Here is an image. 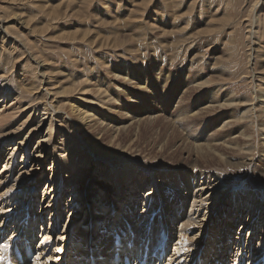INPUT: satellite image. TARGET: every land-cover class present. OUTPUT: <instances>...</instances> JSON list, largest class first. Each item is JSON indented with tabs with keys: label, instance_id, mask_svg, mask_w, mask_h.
<instances>
[{
	"label": "rangeland",
	"instance_id": "1",
	"mask_svg": "<svg viewBox=\"0 0 264 264\" xmlns=\"http://www.w3.org/2000/svg\"><path fill=\"white\" fill-rule=\"evenodd\" d=\"M59 1L35 0L33 7L28 8L24 7L28 2L19 6L16 4L17 7L3 6L10 22L7 25L11 34L18 35L15 33V31L18 32L15 22L17 17L27 21L26 32H30L25 35L26 37L24 35L22 37L24 41L30 39L29 46L31 45L32 52L28 53H32L30 56L33 57V61L28 53L22 54L19 58V49L14 51L15 47L8 46V43L0 50V82L5 84V87L1 89L0 98L9 96L7 101H12L8 103L7 108H13V106L17 108L22 103L26 112L29 115L32 112L33 115L31 119L25 116L19 124L20 127L15 126L20 134L11 137V140L22 137L19 138L20 145L17 143L18 140L0 141V175H2V178L0 177L2 187L0 220L1 214L2 216L8 214V217L0 222L1 232L6 234L0 239V248L2 247L1 249L5 251L6 244H1L3 240L9 239L6 232L10 230L12 223L18 224V221L14 220L17 218H13L7 225L8 218H12L17 211L20 212L19 210H24L31 215L35 214L36 219L40 213H44L45 221H49L47 217L52 218V227L51 230L49 229L51 234L48 235L49 238L44 236L48 241L45 242L42 234L49 233L48 230L44 232L48 226L45 225L41 233L37 230L38 236L33 242V249L37 254H34L27 264H33L37 258L40 259L38 247H44V250L39 249L40 253L45 254V259L42 261L44 264H61V258L65 257H67V264H72L73 243L84 244V240L79 239L78 236L83 234L84 237L88 229L90 239H93L94 247H96V244L100 243L97 237L98 230L100 228L110 230L112 225L113 227L117 225L118 218L119 221L122 219L121 209L128 202L129 194L126 189L128 185L134 189L131 193L137 196L135 203L137 206L134 208L136 217L139 218V222H135L134 225L136 229L139 227L137 230L148 222L147 219L150 220V217L143 220L144 216H141L147 211L146 207L143 208L145 197L159 192L156 196L153 194L149 198L154 196L157 198L160 213L171 233L177 235L178 230L175 229L181 227L183 220H180L178 216L180 214H187L188 220L193 218L197 221V225L190 231V238L196 239L193 240L195 245H199L202 238L207 237L210 242L217 241V238H213L212 235L218 232L216 231L218 225L223 226L219 213L226 207L224 219L231 218L230 222L233 223V227L232 223L228 226L230 222H227L224 227V229L232 228L231 239H233L228 243L231 249L228 248V251L232 258L236 253L235 242L241 231L243 236L251 233V227L248 229L249 225L245 228L242 225L244 226L247 218L251 217L255 211H249L251 205L247 206L240 200L233 202L231 207H228V204L231 205L232 200L239 194L245 195L247 202L250 200L252 205H256L258 201L253 202L249 193H258L256 192L258 186L252 183L258 182L264 186V98H261V101L259 99L261 95H264V0ZM96 7L100 8L98 12ZM113 20L117 23L112 22ZM128 21L134 25H130ZM125 23L130 26H124ZM14 35L13 37H16ZM125 36H129V39L125 40L123 38ZM18 63L21 65L17 66ZM40 74L51 76L52 83L55 84L50 87H46L44 83L41 84ZM44 92L47 100L42 102ZM151 93L158 96L155 103L150 102L154 96ZM131 98L137 101L132 102L134 100ZM50 104L53 107H50ZM212 105H214L213 108L208 107ZM44 106L53 113L47 114L43 110ZM53 108L57 111L52 110ZM161 108L165 111H161ZM33 109H35L34 112ZM153 111L159 112L156 116L154 115L155 117L148 115ZM183 113H187L188 118ZM158 115L165 117V120ZM177 118L180 124L177 123ZM51 121L52 133L48 125ZM25 122L27 125H24ZM224 123L228 128L223 130ZM213 128H215V135ZM24 130H27V134ZM217 130L223 131L218 135ZM240 132L247 133L249 138L243 137L238 142L230 139L231 133L234 136H241ZM211 136H216L217 140L222 137L220 138L222 141L218 143L225 141V146L222 143V146L219 144L218 149L213 150L211 158H199L197 150L206 151L205 145L210 146L206 141L211 142ZM246 138L250 141H244ZM197 143L202 145L199 146ZM194 146L199 147L194 148ZM43 147L45 152L42 151ZM12 148L14 152L9 151ZM247 148L251 151L247 152ZM69 149L74 154L71 160L65 158L69 154L67 152ZM91 149L94 153H91ZM52 151L55 152L54 156ZM40 152L43 154L41 155ZM27 158L29 161H26ZM72 160L76 162L73 164L74 167L69 165L73 162ZM193 160L199 161L202 165L201 170L193 176L194 178L187 176V171L182 169L156 171L161 168L162 163L181 164ZM228 161L232 165H227ZM239 162L245 163L243 167L234 166ZM126 168L139 170V173L136 171L135 177L138 175L139 178L145 177L147 183L140 182L141 185L133 187L135 177H131L133 181L127 184L120 177L122 184L117 190L124 188L126 201L123 196L120 207L113 205L115 215H110L106 202L116 201V197L114 198L116 192L111 188L113 179L109 176L107 178V175H110L114 169ZM21 173L25 174L21 175ZM57 173L62 175L65 187L60 188L61 182L57 184L58 182L55 181L61 177H58ZM102 173L105 178H102ZM163 174L167 175L162 177ZM85 177L88 178L86 185L83 186L85 187L83 195L78 190ZM229 177L236 179L230 190L224 185V180ZM72 178L78 183H72L70 181ZM189 179L193 181H191L192 184L186 183ZM145 183L146 185L142 186ZM211 183L212 185L209 186ZM221 183L224 184L220 186ZM50 184L49 192L54 190V193L44 199L41 196ZM16 185H20L21 188ZM155 185L158 188H155ZM12 189L16 192L13 193ZM96 189L98 191L95 194ZM10 190L12 192L9 193ZM19 190H21L20 193ZM98 192L100 195L96 196ZM174 192L175 196H173ZM72 193L75 195L72 196ZM94 194L95 197L90 198ZM77 197L79 198L74 199ZM177 198L180 202L187 201L183 204H186L187 208H177L178 214L175 215L170 211H174L172 203L178 204ZM261 201L264 203V197ZM75 202H77L76 205ZM239 202L247 208H244V213L249 211L247 215L243 214L242 224H239L240 221L237 222L240 215L237 213ZM31 205H35L33 210ZM165 207H170V211L165 210ZM198 208H201L203 213L198 214L196 211ZM80 209H82L81 212ZM23 212L20 215H23ZM260 214L264 216V204L261 205ZM170 216L171 223L168 222ZM263 216L261 219L256 218L254 222V224L258 223L259 232L256 238L259 242L264 238L259 236L258 239V233L264 231ZM37 222L35 227L40 225L38 220ZM152 227L155 228V225ZM176 235L171 239L170 251L172 252L177 243ZM74 238L76 242H73ZM244 238L246 236L242 239ZM56 241H59V244ZM258 241H254L252 245L254 251L257 249ZM152 243L159 246L154 238ZM208 244L207 241V246ZM84 247L85 245L79 246L87 252V248L84 249ZM60 249H64L63 252H65L62 253ZM167 255L168 252L165 257Z\"/></svg>",
	"mask_w": 264,
	"mask_h": 264
},
{
	"label": "bare ground",
	"instance_id": "2",
	"mask_svg": "<svg viewBox=\"0 0 264 264\" xmlns=\"http://www.w3.org/2000/svg\"><path fill=\"white\" fill-rule=\"evenodd\" d=\"M34 1L35 0H0V50L1 49H3V47L7 44L8 46L9 45H12V46H14L15 47V49H14V51H16V50H18L19 51V55H18V57L20 58L21 57V55L22 54H24V55H26L28 52H30L31 50V48H30V46H29V40L30 39H28V41H24L25 39L22 37L23 35H24V37H26L25 35H27L29 32H26V30L28 29V23H27V21H23V20H21L20 19V17H17L16 18V20H15V22H16V26H17V28H18V32L17 31H15V33H17L18 35H14V34H11L9 31H8V25H7V23L9 22V19H8V17L5 15V8L3 7V6H11V5H14V6H16V4H18V6L19 5H21L22 3H25V2H28V4L27 5H25L24 7L25 8H28L29 6H32L33 7V4H34ZM60 1H62V0H60ZM59 1V2H60ZM67 1V0H66ZM71 1V0H70ZM69 1V2H70ZM46 2V1H45ZM64 2V1H63ZM68 2H66V4H67ZM70 3H72V2H70ZM83 4V3H82ZM109 4H113V3H111V2H109ZM55 5V4H54ZM54 5H51V7L53 6V8H55V6ZM77 5V4H76ZM114 5V4H113ZM43 6V5H42ZM45 6V5H44ZM17 7V6H16ZM40 7V6H39ZM57 7V6H56ZM58 9V8H57ZM75 9V8H74ZM99 7L97 8L96 7V11L98 12L99 11ZM59 10V9H58ZM53 11V10H52ZM96 11H95V13H96ZM88 12V11H87ZM88 14V13H87ZM106 14V13H105ZM51 15H53V14H51ZM98 15V14H97ZM3 16H4V18H3ZM98 17H99V15H98ZM105 17V16H104ZM107 17V16H106ZM133 18V17H132ZM113 19V18H112ZM136 19V18H135ZM115 20H117L116 18H115ZM115 20H113L112 22H116L117 23V21H115ZM124 20V19H123ZM10 23V22H9ZM115 23V24H116ZM118 23H120V21H118ZM127 23H130L129 21L127 22ZM127 23H125V25L124 26H128V24ZM132 23V22H131ZM130 23V25H132ZM138 23V22H137ZM129 25V26H130ZM134 25V24H133ZM132 25V26H133ZM140 25V24H139ZM128 26V27H129ZM175 26V25H174ZM139 27V26H138ZM125 28V27H124ZM141 28H142V26H141ZM120 29V28H119ZM127 29V28H126ZM148 29V28H147ZM121 30V29H120ZM131 30V29H130ZM20 31H23V32H25V34H23V32H20ZM125 31V30H124ZM134 31V30H133ZM119 33V32H118ZM129 33V32H128ZM145 34V33H144ZM13 35L14 36H16V37H13ZM138 35V34H137ZM122 36H124V35H122ZM113 38V37H112ZM125 40H128L129 39V36H125V37H123ZM122 38V39H123ZM27 39V38H26ZM254 45V44H253ZM13 49V48H12ZM10 50H11V48H10ZM194 50V49H193ZM32 52V51H31ZM224 52V51H223ZM16 53V52H15ZM32 54V53H31ZM31 54H29L28 53V56H30ZM23 55V56H24ZM264 56V55H263ZM36 58V57H35ZM16 59H17V57H16ZM26 59V58H25ZM30 59L33 61V57H31L30 56ZM34 61H36V60H34ZM254 61V60H253ZM25 62V61H24ZM37 62V61H36ZM214 62V61H213ZM21 63V62H20ZM20 63H18V65L17 66H20L21 64ZM46 63V62H45ZM164 65V64H163ZM45 66V65H44ZM44 68V67H43ZM46 71V70H45ZM47 72V71H46ZM55 72V71H54ZM49 73V72H48ZM165 77V76H164ZM53 78V77H52ZM55 78V77H54ZM56 80V79H55ZM52 81L53 80H51V76L49 77H47V75H45V74H40V82H41V84H43L44 83V85L46 86V87H50V86H52ZM131 81V80H130ZM55 84V83H54ZM53 84V85H54ZM146 84V83H145ZM25 85H27V84H25ZM142 86V85H141ZM145 86V85H144ZM5 87V84H1V82H0V92H1V89H3ZM40 88V87H39ZM190 89V88H189ZM49 90V89H48ZM149 91V90H148ZM151 91V90H150ZM148 93V92H147ZM152 94V93H151ZM46 94H45V92L43 93V96H42V102L43 101H46L47 100V97L45 96ZM152 95H154V94H152ZM185 95V94H184ZM183 95V96H184ZM20 97H22L21 95H19ZM32 96V95H31ZM30 96V97H31ZM128 96V95H127ZM182 96V97H183ZM19 97V98H20ZM147 97V96H146ZM157 97L158 96H152V98H151V100H150V102H154L156 99H157ZM185 98H187L186 96H184ZM9 98V96L8 97H5V98H3V97H1L0 98V105H2V106H0V107H4V108H1L2 109V111H1V109H0V141L1 142H5V141H9V142H11V141H13V140H18L17 141V143H19V145H20V142H19V138H22V137H20L19 136V138H14L13 140H11L12 138L11 137H13V136H16L17 134L19 135L20 134V132H18V129L16 130L15 129V126H19L20 127V123L22 122V119L26 116V117H28V119L30 118L31 119V117H32V115H33V113L31 112L30 114L31 115H29V113L28 112H26L27 110H26V108L24 107V106H22V103L20 104V107L18 108H16V107H14L13 106V108H7V107H9V105H8V103L9 102H11L12 100H9V101H7V99ZM184 98V99H185ZM261 98L263 99L264 98V95H261V97L259 98L260 99V101H261ZM18 98H16V100H17ZM130 99V98H129ZM132 99V98H131ZM138 99H140V98H138ZM258 99V100H259ZM15 100V99H14ZM19 100V99H18ZM24 100H26V98H24ZM132 100H134V101H132V102H135V101H137V100H135V99H132ZM141 100V99H140ZM22 101V100H21ZM183 101V100H182ZM229 101V100H228ZM231 101V100H230ZM259 101V102H260ZM16 102V101H15ZM232 102V101H231ZM263 102V101H262ZM45 103V102H44ZM43 103V104H44ZM143 103V102H142ZM155 103V102H154ZM182 103H184V102H182ZM221 103H223V102H221ZM226 103V102H225ZM224 103V104H225ZM230 103V102H229ZM157 104V103H156ZM233 104V103H232ZM263 104V103H262ZM42 105V104H41ZM45 105V104H44ZM146 105V104H145ZM153 105H155V104H153ZM29 106V105H28ZM52 106V104H50V107ZM53 107V106H52ZM208 107H214V105H212V106H208ZM208 107H205V108H208ZM218 107V106H217ZM249 107V106H248ZM256 107V106H255ZM254 107V108H255ZM263 107V106H262ZM179 108V107H178ZM231 108V107H230ZM229 108V109H230ZM225 109V108H224ZM223 109V110H224ZM228 109V110H229ZM31 111H32V109H30ZM34 110L35 109H33V112H34ZM43 110L48 114V113H50V114H52L53 112H51L48 108H47V106H44V108H43ZM52 110H54V108L52 109ZM202 110H206V109H202ZM227 110V109H226ZM252 110H255V109H253L252 108ZM54 111H57V109H55ZM159 111H160V109H159ZM159 111H153L151 114H148V115H155L156 116V114L159 112ZM161 111H165V109L164 108H161ZM182 111V110H181ZM201 111V110H200ZM245 111V110H244ZM263 111H264V109H263ZM22 112V113H21ZM179 112V111H178ZM189 112V111H188ZM199 112V111H198ZM205 112V111H204ZM237 112V111H236ZM147 113V112H146ZM183 114H185V113H183ZM187 114V113H186ZM185 114V116L187 117L188 115H186ZM194 114H195V112H194ZM142 117H143V115H141ZM154 116V117H155ZM158 116H161V115H158ZM181 115H179V117H180ZM229 116H230V114H229ZM146 117V116H145ZM163 116H161V118H162ZM197 117V116H196ZM53 118V117H52ZM147 118V117H146ZM151 118H153V117H150V119ZM164 118V120H165V117H163ZM175 118V117H174ZM182 118H184V117H182ZM188 118V117H187ZM187 118H185V119H187ZM191 118V117H190ZM230 118H231V116H230ZM240 118V117H239ZM27 119V120H28ZM154 119V118H153ZM159 119V118H158ZM166 119H167V117H166ZM203 119V118H202ZM229 119V118H228ZM228 119H227V121H228ZM232 119V118H231ZM43 120V119H42ZM52 120V119H51ZM53 120H55V119H53ZM132 120V119H131ZM176 120H178L177 121V123L179 122V119L177 118ZM183 120V119H182ZM235 120V119H234ZM233 120V121H234ZM34 121V120H33ZM57 121V120H56ZM184 121V120H183ZM36 122V121H35ZM129 122H131V121H129ZM225 122V121H224ZM235 122V121H234ZM237 122V121H236ZM26 123V122H25ZM176 123V122H175ZM176 123V124H177ZM183 123V122H182ZM223 123V122H222ZM230 123V122H229ZM238 123V122H237ZM51 124H52V121H51V123H49L48 125H49V131L51 132L52 130H51ZM179 124H180V122H179ZM227 124H228V122H227ZM234 124V123H233ZM232 124V125H233ZM23 125V124H22ZM21 125V129H22V126ZM24 125H27V123L26 124H24ZM29 125V124H28ZM186 125V124H185ZM209 126V125H208ZM234 126V125H233ZM25 127V126H24ZM30 128L32 127H34V126H29ZM182 127H183V125H182ZM222 127V126H221ZM224 128H226L225 127V123H224V125H223V130H224ZM228 128V127H227ZM226 128V129H227ZM232 128V127H231ZM24 129V128H23ZM26 129V128H25ZM29 129V128H28ZM27 129V130H28ZM184 129V128H183ZM214 129L215 128H213L212 129V131H214ZM220 129V128H219ZM244 129V128H243ZM242 129V130H243ZM27 130H24L25 132L24 133H26V131ZM186 130V129H185ZM184 130V131H185ZM223 130H217L219 133H217V131H216V133L219 135L220 134V132H222ZM229 130V129H228ZM245 131V130H244ZM29 132V131H28ZM48 132V131H47ZM53 132H54V130H53ZM49 133V132H48ZM52 133V132H51ZM51 133H49V134H51ZM213 133V132H212ZM27 134V133H26ZM48 134V135H49ZM241 136H234L233 135V133H231V138L230 139H233V140H235L236 142H238L239 140H242L243 139V137H248L249 135L247 134V133H242V132H240L239 133ZM210 135H213V134H210ZM214 135H215V131H214ZM22 136H24V135H22ZM45 136V135H44ZM51 136V135H50ZM190 136V135H189ZM212 137V140H211V142H210V140H207L206 142H208L207 144L208 145H210V146H206L205 145V147H207L206 148V151L204 150V149H201V150H197V155H198V157L199 158H202V159H208V158H211L212 157V152H213V150H215L218 146H219V144L222 146V144H224L225 143V141H223V142H221V143H218V141H222L220 138H222V137H219L218 138V140H217V138H216V136L215 137H213V136H211ZM218 137V136H217ZM52 138V137H51ZM249 138V137H248ZM248 138H246V140H244V141H250ZM49 139V138H48ZM41 140V139H40ZM21 141V140H20ZM184 141H185V139H184ZM187 141V140H186ZM198 141H200V140H198ZM22 142V141H21ZM183 142V141H182ZM190 142V141H189ZM196 142V141H195ZM16 143V142H15ZM49 143V142H48ZM42 144H44V143H42ZM188 144V143H187ZM199 146H201L202 145V143H197ZM215 145V144H217V145H215V146H211V145ZM24 145V144H23ZM37 145H38V143H37ZM41 145V144H40ZM46 145V144H45ZM63 145V144H62ZM195 145V144H194ZM204 145V144H203ZM227 145H230V144H227ZM26 146V145H25ZM189 146V145H188ZM193 146V145H192ZM198 146V147H199ZM223 146H225V144L223 145ZM40 147V146H39ZM197 146H194V148H196ZM197 147V148H198ZM23 148V147H22ZM27 148V147H26ZM53 148V147H52ZM61 148V147H60ZM72 148V147H71ZM193 148V147H192ZM200 148H202V147H200ZM204 148V147H203ZM56 149V148H55ZM73 149V148H72ZM190 149V148H189ZM218 149V148H217ZM14 150V148H12L11 150H9L10 152L11 151H13ZM21 150V149H20ZM26 150V149H25ZM35 150V149H34ZM194 150V149H193ZM247 150V152H249V151H251V149L250 148H247L246 149ZM39 151V150H38ZM42 151H44L45 152V147H43V149H42ZM53 151H56V150H53ZM52 151V153H53V156L55 155V152H53ZM91 151V153H94L93 152V149H91L90 150ZM14 152V151H13ZM29 152V151H28ZM69 154L68 155H66V159L67 160H69L70 158L71 159H73L74 158V154L73 153H71V150L69 149L68 151H67ZM41 153V155L43 154L42 152H40ZM15 154H16V151H15ZM35 154H36V152H35ZM34 154V155H35ZM66 154V153H65ZM12 155H13V157H14V154L12 153ZM23 155V154H22ZM90 155H92V154H90ZM29 156V155H28ZM30 156H32V155H30ZM62 156H64V155H62ZM41 157V156H40ZM90 157V156H89ZM2 158V157H1ZM10 158V157H9ZM24 158V157H23ZM31 158V157H30ZM60 158H61V156H60ZM88 158V157H87ZM66 159H65V161H66ZM70 159V160H71ZM89 159V158H88ZM25 160V159H24ZM64 159L62 158V161H63ZM113 160V159H112ZM22 161V160H21ZM26 161H29L28 160V158L26 159ZM64 161V162H65ZM73 162H74V160H72ZM7 162H8V160H7ZM39 162V161H38ZM42 162V161H41ZM71 163V164H69L70 165V167H74V165L73 164H76V162H74V163ZM29 163V162H28ZM66 163V162H65ZM65 163H63V162H60V164H64V165H66ZM5 164H7L6 162H5ZM25 164H26V162H25ZM60 164H58V165H60ZM163 165H161L160 167V169H157L156 171H159V170H161V169H164L165 171H166V169H168L169 171H171V169H175V171H176V169H182V170H184V171H187V176H191V177H193V176H195L196 175V173L199 171V170H201V167H202V165L199 163V161H196V160H193V161H191V162H187V163H181V164H179V163H174V164H166V163H162ZM226 164L227 165H232V163L230 162V161H228V162H226ZM245 163H242V162H239L238 164H234V166L235 167H243V165H244ZM57 165V167L58 168H60L61 169V167H59ZM72 165V166H71ZM88 165V164H87ZM159 165V164H158ZM12 166H13V164H12ZM16 166V165H15ZM61 166V165H60ZM63 166V165H62ZM67 166H68V164H67ZM84 166V165H83ZM11 167V166H10ZM38 168V167H37ZM63 168V167H62ZM69 168V167H68ZM158 168V167H157ZM13 169H14V167H13ZM73 169V168H72ZM85 169V168H84ZM84 171V170H83ZM82 171V172H83ZM136 171H138V173H139V170H135V169H133V168H131V169H128V168H126V169H121V170H113L112 172H111V174L110 175H107V178H108V176H109V178H112L113 179V187H111L112 189H114L113 191H115L116 193H115V196H114V198L116 197V201H110V202H106V203H108V205L107 206H109V210H110V215H115V211H114V208L115 207H113V205H116L117 207H120L121 205H120V202H122L123 203V196H124V201H126L125 200V191H124V188L122 187V189L123 190H117L118 188H119V185L120 184H122V182L119 180L120 179V177H122V179H123V181H124V183L125 184H127V182H130L131 180H132V178L131 177H135L136 176ZM162 171V170H161ZM164 171V172H165ZM173 171V170H172ZM175 171H173V172H175ZM184 171H182V173L184 172ZM18 172V171H17ZM19 172H20V170H19ZM79 172H81V171H79ZM79 172H77V173H79ZM181 172V171H180ZM11 173V172H10ZM16 173V172H15ZM62 173V172H61ZM150 173V172H149ZM13 174V173H12ZM25 174V173H24ZM24 174H22L21 173V175H24ZM103 174V173H102ZM101 174V176H103L102 178H105V175L103 174L102 175ZM173 174V173H172ZM178 174V173H177ZM14 175V174H13ZM56 175H58V173L56 174ZM55 175V176H56ZM80 175H82V174H80ZM142 175V174H141ZM158 175V174H157ZM162 175V174H161ZM167 174H163V176L162 177H164V176H166ZM182 175V174H181ZM183 175H184V173H183ZM2 175H0V177H1ZM36 176V175H35ZM59 176H61L60 178H58V179H56L55 181L56 182H58L57 184H59V182H61V184H60V188L61 187H65V183H64V179H63V177H62V175L61 174H59L58 175V177ZM71 176H73V175H71ZM71 176L69 177V178H71ZM24 177V176H23ZM22 177V178H23ZM141 177V176H140ZM151 177V176H150ZM223 177H224V175H223ZM228 177V176H227ZM2 178V177H1ZM53 178V177H52ZM67 178V177H66ZM88 178V177H87ZM87 178L85 177L84 178V182H82V184H81V188H80V190H78V191H80V193L82 194L83 193V195H84V193H85V187L83 188V186H85L86 185V182H87ZM194 178V177H193ZM252 178H255L254 176H252ZM68 179V178H67ZM66 179V180H67ZM79 179V178H78ZM136 179V180H135ZM135 181L133 182V187L136 185V186H139V184H140V182H142V183H144V182H146L147 183V181H146V178L145 177H141V178H139V175H138V177H135ZM224 179V178H223ZM256 179V178H255ZM20 180V179H19ZM24 180V179H23ZM22 180V181H23ZM30 180H31V178H30ZM65 180V181H66ZM29 181V180H28ZM27 181V182H28ZM72 183H78V182H74V178H72L71 180H70ZM120 183H119V182ZM133 181V180H132ZM187 182L186 183H189V184H192V180L191 179H189V180H186ZM192 181V182H191ZM236 181V179L234 180V178H227L226 180H224V182H225V184L224 183H221L220 184V186L222 185V184H224L225 185V187H227V189H229L230 190V188L232 187V185H233V183ZM16 182H17V180H16ZM27 182H25V183H27ZM35 182V181H34ZM49 182H51V180H49ZM71 182H69V183H71ZM2 183V182H1ZM24 183V182H23ZM32 183V182H31ZM98 183H101V182H98ZM107 183V182H106ZM132 183V182H131ZM146 183L145 184H143L142 186H145L146 185ZM150 183H151V181H150ZM162 183V182H161ZM258 183V182H257ZM257 183H252V184H255L256 186H258V188H257V191L256 192H258V193H253V194H250L249 192V195L250 196H252V198H253V202L255 201V200H257L258 201V203L256 204V205H252V203H250V200H249V202H247V200H246V197H245V195H237L233 200H232V203H231V205L230 204H228V207L230 206H232V204H233V202H236L237 200H240V201H243V203H245V205H247V206H249V205H251V209L249 210V211H251V210H253L252 212H254V213H252V216L250 217H248L247 218V221H245L246 223H244V226L242 225V227L243 228H245L247 225H249L248 226V229L251 227V233H250V235H248V233H246L244 236H246V238H244V239H242L244 236H243V233H242V231H241V233L238 235V237H237V240H236V244H235V250H236V253H235V255H233L232 256V259L230 260V262L228 263V264H236L237 263V261H238V258H239V256L241 255V253H242V255H243V257H244V259H245V264H264V238H262V240H261V242H259L258 240H257V238H256V236H257V232H259V229H257V225H258V223L257 224H254V222L256 221V218L257 219H261L262 218V216H261V214H260V210H261V205L262 204H264V203H262V201H261V198L262 197H264V186H261V184H257ZM20 184V183H19ZM22 185H24V184H22ZM53 185V184H52ZM69 185H71V184H69ZM89 185V184H88ZM107 185V184H106ZM141 185V184H140ZM212 185V183L211 184H209V186H211ZM218 185V184H217ZM224 185H223V187H224ZM246 185V184H245ZM19 187H20V185H18ZM17 185H16V187H18ZM30 186H31V184H30ZM33 186V185H32ZM47 186V185H46ZM73 186V185H72ZM92 186V185H91ZM94 186V185H93ZM108 186V185H107ZM112 186V185H111ZM115 186V187H114ZM176 186H179V185H176ZM219 186V187H220ZM253 186V185H252ZM50 187H51V184H50V186H48V188L47 189H45V193L41 196V197H43L44 199L46 198V196H51V194L52 193H54V190L53 191H51V192H49V189H50ZM106 187V186H105ZM131 187L132 186H128L127 185V193L129 194V195H127L128 197V202L125 204V206H124V208L123 209H121L122 210V212H123V216H122V219L119 221V218H118V223H117V225H115V227H113V225H112V228H115L113 231L111 230L112 228H110V230L108 229V228H106V229H102V228H100L99 230H98V232H97V237L99 238V240H100V243L98 242L97 244H96V247H94V244H93V239H90V236H89V234H88V229H87V234H84L85 236L83 237V234L82 235H80V236H78V238L79 239H82V240H84V244H82V245H77L76 243L74 244L73 243V247L71 248L72 249V251L74 250V257L72 258L73 260L71 261V263L72 264H86V261L87 260H90V258L92 257V259H93V262H94V264H111V262L110 263H108L109 262V260H111V258L110 257H112V256H114L113 258H116L117 256H121L122 254H128V255H131V256H133V255H135L136 253H137V255H138V258H137V261H136V264H140V263H144V262H148V264H225V261H222L223 260V258H228V259H230V254L228 253V251L227 252H225V250H224V248H226V249H228L229 248V242H230V240H232L231 239V237H232V233H231V227L230 228H227L226 227V229H224V227H225V225L227 224V222H230V220H231V218H230V220H229V218H228V220L227 219H224L225 218V211H226V207H224V208H222V210H220V213H219V215H221V219L223 220L222 222H223V228L222 227H220L219 225H218V227H217V229H216V231H218V232H214V234L212 235L213 236V238H217V241H214V242H210L209 241V238L207 237V238H202V240L199 242V245H195V241L193 242V240H196V239H194L193 237V239H191L190 237V231H192L193 229H194V227H195V225H197V221H195V220H193V218H191L190 220H188L189 219V217H188V215L187 214H180V215H178L179 217H180V220L182 219L183 221L181 222V227L180 228H176L175 230L177 231V235L176 234H173V233H171V231H170V229H169V226H167L166 224H165V219H163V215L160 213V205H159V202H157V198H155V196L157 195V194H159V192L158 193H156V195L154 194V193H152V194H148V196L147 197H145V202H144V209H145V207L147 208V211L144 213V214H142L141 216H144V218H143V220H145L146 219V217H150V220L149 219H147L148 220V222H146L144 225H141V227H140V229L139 230H137L136 229V227L134 226L135 225V222H137L138 221V219H137V217H136V211H135V207L137 206V204H135L136 203V201H137V196H134L135 194H132L131 192L132 191H134V189H131ZM244 187V186H243ZM246 187H247V185H246ZM254 187V186H253ZM1 186H0V190H1ZM21 188V187H20ZM70 188H72V187H70ZM74 188V187H73ZM108 188V187H107ZM110 188V186H109V189H111ZM139 188V187H138ZM155 188H158V186H156L155 185ZM188 189H189V187H187ZM26 189H27V187H26ZM52 189V188H51ZM87 189V188H86ZM203 189H205V188H203ZM206 189H207V187H206ZM218 189V188H217ZM256 189V188H255ZM15 190H17V189H15ZM25 190V189H24ZM82 190V191H81ZM137 190H139V189H137ZM176 190H180L179 188L177 189L176 188ZM194 190V189H193ZM12 191H13V189H12ZM11 190L9 191V193L10 192H12ZM18 191V190H17ZM20 191L21 190H19V193H20ZM29 191V190H28ZM74 191V190H73ZM96 191H98V189H96L95 191H94V193L96 194ZM189 191H190V189H189ZM206 191V190H205ZM205 191H203V192H205ZM215 191V190H214ZM16 192V191H15ZM14 191H13V193H15ZM44 192V191H43ZM77 192V191H76ZM197 192V191H196ZM211 192V191H210ZM221 192V191H220ZM244 192V191H243ZM242 192V193H243ZM18 193V194H19ZM27 193V192H26ZM68 193V192H67ZM79 192H78V195L80 194ZM105 193H107V192H105ZM224 193V192H223ZM238 193V192H237ZM73 194V193H72ZM93 194V193H92ZM95 194L94 195H92V196H90V198H93V197H95ZM122 194V195H121ZM155 195L154 197H151V198H149L151 195ZM187 194V193H186ZM220 194V193H219ZM244 194V193H243ZM22 194H20V196H21ZM25 195V194H24ZM54 195V194H53ZM75 195V193L72 195V196H74ZM100 195V193L98 192V194L96 195V196H99ZM137 195V194H136ZM212 195V194H211ZM223 195V194H222ZM258 196L257 198L256 197H254V196ZM27 196H28V194H27ZM106 196H107V194H106ZM111 196V195H110ZM173 196H175V192H174V194H173ZM172 196V197H173ZM210 196V195H209ZM208 196V197H209ZM22 197H23V195H22ZM31 197V196H30ZM33 197V196H32ZM38 197V196H37ZM103 197H104V195H103ZM143 197V196H142ZM196 197V196H195ZM244 197H245V199H244ZM21 198V197H20ZM19 198V199H20ZM79 197H77V198H74V199H78ZM90 198H87V199H90ZM187 198V197H186ZM213 198V197H212ZM212 198H210V199H212ZM2 200H3V198H1ZM16 199H17V196H16ZM24 199V198H23ZM35 199V198H34ZM39 199V198H38ZM102 199V198H101ZM105 199V198H104ZM103 199V200H104ZM106 199H108V198H106ZM196 199V198H195ZM207 199H209V198H207ZM13 200V199H12ZM33 200V199H32ZM36 200V199H35ZM43 200V199H42ZM48 200V199H47ZM103 200H101V201H103ZM174 200V199H173ZM218 200V199H217ZM16 201V200H15ZM46 201V200H45ZM70 201V200H69ZM73 201V200H72ZM100 201V202H101ZM119 201V203H117ZM182 202H180L179 201V198H177V202H178V204H176V202H174V203H172V205H173V209H174V211H170V207H165V210H168V211H170V212H174V214L176 215V214H178V213H176V209L177 208H179V209H182V207H186V204L185 205H183L184 204V202H187V201H185V200H181ZM202 201V200H201ZM3 202V201H2ZM9 202H10V200H9ZM8 202V203H9ZM32 202V201H31ZM56 202V201H55ZM104 202V201H103ZM195 202H196V200H195ZM7 203V204H8ZM17 203V202H16ZM19 203V202H18ZM43 203V202H42ZM42 203H40V204H42ZM51 203V202H50ZM115 203V204H114ZM32 204V203H31ZM39 204V203H38ZM52 204V203H51ZM68 204V203H67ZM70 204V203H69ZM75 205L77 204V202H75L74 203ZM88 204V203H87ZM98 204V203H97ZM202 204V203H201ZM238 204V203H237ZM9 205V204H8ZM7 205V206H8ZM14 205V204H13ZM64 205V204H63ZM73 205V204H72ZM71 205V206H72ZM102 205H103V203H102ZM147 205V206H146ZM183 205V206H182ZM239 207L237 208L238 210H237V213H239L240 215H238V220H237V222H239L240 221V223L239 224H242L241 223V219H242V216H243V214H245V215H247L248 214V212H246V213H244V208H246V207H244V205L243 204H241V202H239ZM259 205V206H258ZM35 206V205H34ZM33 205H31V208H32V210L35 208ZM47 206V205H46ZM176 206V207H175ZM9 207V206H8ZM7 207V208H8ZM42 207V206H41ZM200 207V206H199ZM187 208V207H186ZM1 209V208H0ZM17 209V208H16ZM15 209V210H16ZM39 209V208H38ZM45 209V208H44ZM55 209V208H54ZM60 209V208H59ZM74 209H75V206H74ZM247 209V208H246ZM15 210H14V212H15ZM41 210V209H40ZM81 210L82 209H80V212H81ZM116 210V209H115ZM120 210V211H121ZM20 212H18L17 211V213L16 214H14V216H12V218H8L9 220L8 221H6V223H7V225L8 224H10V222L12 221V219L13 218H17V219H14V220H16V221H18L17 223V225H14V223H12V225H11V228H10V230L9 231H7L6 233L8 234V236H9V239L7 240V241H4L3 240V242H2V244L1 245H4V244H6V246H5V251H3V249H1L0 248V250H1V255H0V264H20L19 262H17L16 260H15V258H14V256H13V254L11 255V252L14 250V248H19V247H21L22 246V242H24V239H26V243H28V245L29 246H31V249H32V251L35 253V254H37V252H36V250L35 249H33V242H34V240H35V237L36 236H38V234H37V230H38V232L39 233H41V229H43L44 230V228L43 227H45V225H47L48 227H46L47 229H45L44 230V232L45 231H47L48 230V232H49V229L51 230V222H52V218H50V217H47L46 219L47 220H49V221H45L44 219H45V217L43 216L44 215V213H40V215H39V217H37V219L35 218V214L34 215H31V214H29V213H25V211L23 212V211H21V210H19ZM54 211V210H53ZM197 212H198V214H200V212H202L201 211V208H198L197 210H196ZM205 211V210H204ZM231 211H234V210H231ZM23 212V215H20L21 213ZM44 212H45V210H44ZM52 212V211H51ZM167 212V211H166ZM38 213V212H37ZM50 213V212H49ZM57 213V212H56ZM203 213V212H202ZM166 214V213H165ZM50 215V214H49ZM109 215V216H110ZM167 215V214H166ZM172 215H173V213H172ZM171 215V216H172ZM258 215H260V216H258ZM20 216H21V218H20ZM33 216V217H32ZM43 216V217H42ZM53 216V215H52ZM171 216H170V220L168 221L169 223H171ZM6 217H8V214L7 215H4L3 214V216H2V214H1V220H0V222L4 219V218H6ZM264 217V216H263ZM107 219H108V217H106ZM104 219V218H103ZM253 219V220H252ZM37 220L39 221V223H40V225H38L37 227H35L36 225V223H38L37 222ZM58 220V219H57ZM109 221V220H108ZM115 221V220H114ZM187 221V222H186ZM139 222V221H138ZM221 222V221H220ZM219 222V223H220ZM107 223V222H106ZM151 223V224H150ZM168 223V224H169ZM199 223V222H198ZM203 223V222H202ZM232 222H230L229 224H228V226H230V224H231ZM115 224V223H114ZM237 224V223H236ZM98 225H99V223H98ZM137 225V224H136ZM152 225H155V228H153L152 227ZM204 225V224H203ZM91 226V225H90ZM200 226V225H199ZM231 226L233 227V223L231 224ZM10 227V226H9ZM202 227V226H201ZM209 227V226H208ZM66 228V227H65ZM64 228V229H65ZM1 229L2 228H0V239H2L4 236L3 235H6V234H4L3 232H1ZM64 229L62 230V231H64ZM67 229V228H66ZM65 229V230H66ZM117 229V230H116ZM173 229H174V227H173ZM197 229V228H196ZM204 229V228H203ZM219 229H221L220 231H219ZM202 230V229H201ZM244 230V229H243ZM5 232V231H4ZM52 232L54 233V229L52 230ZM89 232H90V230H89ZM261 233L259 234L258 233V239H259V236H264V234H262V232H264V231H260ZM63 233V232H62ZM83 233H86V232H84L83 231ZM49 234H51V232H49V233H47V234H42V236H43V240L45 239L44 238V236H48ZM117 234V235H116ZM254 234V235H253ZM176 235V240H177V243L175 244V249H174V251L172 252V251H170V247H171V239L173 238V236H175ZM10 236H11V239H10ZM40 236V235H39ZM199 236H201V235H199ZM2 237V238H1ZM82 237V238H81ZM130 237L131 238H133L134 240H135V243H136V246L134 247V248H132V247H129L128 246V242H129V239H130ZM178 237H179V239H178ZM211 237V236H210ZM48 238H49V236H48ZM153 238H154V240L156 241V243L158 242L159 243V246H155V244H153V243H155V242H153L152 243V241H153ZM64 239V238H63ZM48 240H50V239H48ZM57 240H59V239H57ZM78 240V239H77ZM89 240H90V242H89ZM122 240V241H121ZM197 240H198V238H197ZM215 240V239H214ZM51 241V240H50ZM207 241L209 242V244H208V246H207ZM254 241H258L259 242V244H261L260 246H259V244L258 245H256V250L254 251V249L252 248V245H253V243H254ZM45 242H48L47 241V239H45ZM57 242V241H56ZM59 242V241H58ZM57 242V243H58ZM73 242H76V238H74V240H73ZM115 242H116V244H115ZM215 242H216V244H215ZM0 243H1V240H0ZM59 244V243H58ZM257 244V243H256ZM85 245V247H84V249H86L87 248V252H86V250L84 251V250H82V249H80L79 248V246L81 247V246H84ZM216 245V246H215ZM56 246V245H55ZM154 246V248H152ZM241 246H242V248H243V250H242V252L240 253V249H241ZM62 247H63V245H62ZM94 247V248H93ZM195 247H196V249H195ZM205 247H207V249L205 248ZM254 247V246H253ZM213 248V249H212ZM39 249H42V250H44V247H42V248H40V247H38V253H39V255H41V257H40V259L38 260V258H37V260L34 258V260H36L33 264H44V262H42L44 259H45V254L43 253V252H41L40 253V251H39ZM57 249V248H56ZM59 249V248H58ZM91 249H93L92 251H91ZM250 249V250H249ZM63 250L64 249H60V251H62V253H64L63 252ZM66 250V249H65ZM56 251V250H55ZM203 251H204V253H203ZM233 251V250H232ZM167 252H168V255L165 257V255L167 254ZM203 253V254H202ZM228 253V254H227ZM43 254H44V256H43ZM240 254V255H239ZM22 255V258H23V262H24V264H27L28 263V261L29 260H27L26 259V257L24 256V254H21ZM169 257V259H167ZM52 259H50V261H51ZM58 260H59V256H58ZM61 264H67V257H65V258H61ZM186 260H188V262H185ZM53 261V260H52ZM55 261H56V258H55ZM60 261V260H59ZM49 262V261H48ZM58 262V261H57ZM47 263V262H46ZM114 264H117V263H114Z\"/></svg>",
	"mask_w": 264,
	"mask_h": 264
}]
</instances>
